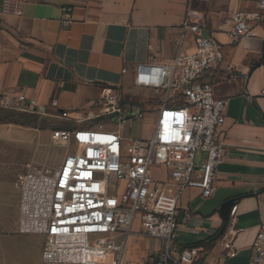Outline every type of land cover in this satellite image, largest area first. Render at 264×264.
I'll use <instances>...</instances> for the list:
<instances>
[{
	"label": "crops",
	"instance_id": "1",
	"mask_svg": "<svg viewBox=\"0 0 264 264\" xmlns=\"http://www.w3.org/2000/svg\"><path fill=\"white\" fill-rule=\"evenodd\" d=\"M13 1L16 11L4 13L0 0V107H18L20 95L45 104L58 101L70 117L62 123L76 128L102 125L85 122L99 116L95 100L106 89L125 88L128 95L138 64L170 63L180 53L194 52V36L184 21L189 9L201 14L203 36L224 45L213 86L215 96L227 100L219 130L226 156L210 198L198 188L178 192V184L170 182L161 204L175 209L177 248L205 250L197 264H254L251 251L264 218V22L240 40L227 32L236 12H255L260 0ZM68 8L73 21L65 27ZM49 147L35 126L0 124V264H43L46 239L19 231L16 182L28 165L49 158ZM154 173L157 180H168L165 168ZM128 240L127 264H147L162 248L137 222ZM232 248L236 253L228 257Z\"/></svg>",
	"mask_w": 264,
	"mask_h": 264
},
{
	"label": "built area",
	"instance_id": "2",
	"mask_svg": "<svg viewBox=\"0 0 264 264\" xmlns=\"http://www.w3.org/2000/svg\"><path fill=\"white\" fill-rule=\"evenodd\" d=\"M15 11L16 3L5 0L4 13ZM72 21L68 8L62 25L68 27ZM231 21L229 38L250 37L253 27L264 22V0L255 12H236ZM202 27L201 14L189 9L184 29L194 36V52L180 53L170 63L138 64L132 71L130 88L163 95L149 138L128 141L121 133L128 122L147 115L145 103L128 99L125 88L106 89L93 107L99 117L116 121L117 129L57 127L51 139L65 149L62 161L57 166L28 165L18 177L19 231L46 239L43 264H127L128 239L136 222L144 236L162 242L147 264L201 260L203 248H177L175 209H165L161 201L170 182L178 184V192L198 188L203 198H210L217 169L226 156L219 130L226 121L227 100L216 97L213 86L224 62V45L215 37H204ZM16 103L18 107H1L70 122L58 101L45 104L20 95ZM156 168L167 170V181L155 178ZM113 188L118 196L112 195ZM251 252L254 264H264V218ZM235 253L232 248L227 256Z\"/></svg>",
	"mask_w": 264,
	"mask_h": 264
},
{
	"label": "rangeland",
	"instance_id": "3",
	"mask_svg": "<svg viewBox=\"0 0 264 264\" xmlns=\"http://www.w3.org/2000/svg\"><path fill=\"white\" fill-rule=\"evenodd\" d=\"M162 94H157L154 92L139 91L130 88L127 98H134L137 102L145 103V110L147 115L142 119H135L133 122H128L124 128L121 129L122 135L129 141L135 139H147L152 133L153 126L155 124V112L158 109V102L162 98ZM63 121H58L52 118L41 119L38 116L30 113L21 111L18 109H6L0 107V124H21L25 126H35L42 133L43 145H48L49 147V158L44 162L51 165L57 166V160L60 159L61 155L65 152V149L60 145V143H54L51 139L52 131L64 125ZM85 122L99 123L108 126L107 129H117V122L108 116H94L85 119ZM45 135V136H44ZM123 188V184L119 186L118 192ZM118 192L115 188L112 189V195L118 196ZM111 201H115V198L110 197ZM132 251V250H131ZM129 251V252H131ZM135 254L139 255V250H133ZM128 258L126 259V261Z\"/></svg>",
	"mask_w": 264,
	"mask_h": 264
},
{
	"label": "bare ground",
	"instance_id": "4",
	"mask_svg": "<svg viewBox=\"0 0 264 264\" xmlns=\"http://www.w3.org/2000/svg\"><path fill=\"white\" fill-rule=\"evenodd\" d=\"M110 203H111V204H114V203H115V201L113 202V201H111V199H110Z\"/></svg>",
	"mask_w": 264,
	"mask_h": 264
}]
</instances>
